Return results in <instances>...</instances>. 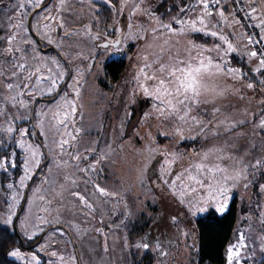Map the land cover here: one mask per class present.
Listing matches in <instances>:
<instances>
[{
  "label": "rangeland",
  "instance_id": "374dc122",
  "mask_svg": "<svg viewBox=\"0 0 264 264\" xmlns=\"http://www.w3.org/2000/svg\"><path fill=\"white\" fill-rule=\"evenodd\" d=\"M162 2L0 0V173L23 160L5 190L0 174V224L26 245L44 235L12 259L198 264L193 223L235 200L234 237L264 257V100L238 88L264 71V0H192L166 19ZM196 68L199 94L177 96ZM142 215L177 231L136 230Z\"/></svg>",
  "mask_w": 264,
  "mask_h": 264
},
{
  "label": "trees",
  "instance_id": "16d2710c",
  "mask_svg": "<svg viewBox=\"0 0 264 264\" xmlns=\"http://www.w3.org/2000/svg\"><path fill=\"white\" fill-rule=\"evenodd\" d=\"M191 1L192 0H163L159 5L162 10V18H173ZM111 10V7L105 6L101 9L100 15L108 20L111 17ZM238 14L241 16L240 11H238ZM241 18L245 22L243 16H241ZM241 61L237 62L232 60V63L242 71L244 76L249 70L245 62ZM119 63L120 61H113L106 65V77L113 82H120L122 78L121 74L124 69V64L120 66ZM243 81H240L239 84H241V86L238 87L241 90L240 94H245L246 88V94L249 95V97H258L260 100H264V71L257 73V76H254L253 79L245 77ZM251 84H253L254 87H250ZM133 115L135 116L136 113ZM36 139L39 143L42 142L37 133ZM169 139L170 138L168 137H159V143L165 144ZM184 144H190V142ZM10 153L11 151L9 148L6 149L0 145V158L4 156L9 157ZM22 163L23 160L19 153L15 165L10 166L8 169L9 171L0 173L1 185L4 190L6 189L8 181L11 180L10 177L15 180L22 175ZM46 163L47 162L41 167H44ZM237 205V200H235L231 209L225 213H219L217 210L211 209L206 215L196 219L193 223L195 234L194 247L196 246L197 248L198 264H264V257L257 260L255 256L254 258L252 257L253 253L250 252L251 256H249V249L248 253L244 250L245 234L240 233L238 237H234L235 225L237 222V210L239 208ZM139 219L140 220L135 223L136 230L141 222L143 224L148 222V218L145 215H142ZM40 238L41 236L32 245H26L24 237L17 229L12 230L9 227L0 224V264H22L11 258V252L17 248L32 249L37 243L39 244V242H42L44 235L42 239ZM141 261V264H154V258L150 252H146Z\"/></svg>",
  "mask_w": 264,
  "mask_h": 264
},
{
  "label": "snow or ice",
  "instance_id": "6c2138e0",
  "mask_svg": "<svg viewBox=\"0 0 264 264\" xmlns=\"http://www.w3.org/2000/svg\"><path fill=\"white\" fill-rule=\"evenodd\" d=\"M213 35H215V33H213ZM161 71H163V68L160 69ZM181 73L184 75V79L181 80L179 77H177L176 79L179 81V86L176 88L175 92L177 96L180 95H184L185 99H187V93L191 92L193 95H198V79H197V74H199L200 69L196 68V69H192L190 71L185 72L183 69L180 70ZM170 75L175 76V72H170ZM153 79H155L153 77ZM171 83V82H170ZM161 85H164V81L161 80L160 81ZM145 92L147 93V89H145ZM164 92L167 95H172V92H170L167 88H165ZM161 94L160 93V89H157V95L156 98L160 99L161 98ZM169 104H171V101H167ZM179 103L183 104L184 101L180 100ZM183 118V117H181ZM221 195H223V193H221ZM220 211H223V207L220 208ZM13 256L18 255V253L13 252L12 253Z\"/></svg>",
  "mask_w": 264,
  "mask_h": 264
},
{
  "label": "flooded vegetation",
  "instance_id": "af4514ba",
  "mask_svg": "<svg viewBox=\"0 0 264 264\" xmlns=\"http://www.w3.org/2000/svg\"><path fill=\"white\" fill-rule=\"evenodd\" d=\"M58 53V52H57ZM144 232L147 233L148 231L155 229V233H157L156 235H158V237H167V235H172L174 236V232L177 231L176 228L172 227V222L169 221V218L165 217V223L160 221L154 224V222H147L144 223ZM154 233V234H155ZM153 237L155 238V235H153Z\"/></svg>",
  "mask_w": 264,
  "mask_h": 264
}]
</instances>
